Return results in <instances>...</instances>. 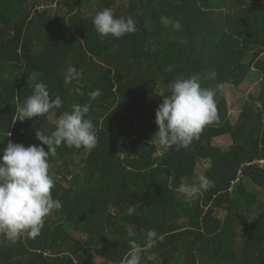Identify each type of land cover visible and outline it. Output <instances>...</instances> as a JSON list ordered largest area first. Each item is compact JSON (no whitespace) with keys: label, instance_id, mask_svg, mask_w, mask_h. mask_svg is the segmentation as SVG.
Instances as JSON below:
<instances>
[{"label":"trees","instance_id":"trees-1","mask_svg":"<svg viewBox=\"0 0 264 264\" xmlns=\"http://www.w3.org/2000/svg\"><path fill=\"white\" fill-rule=\"evenodd\" d=\"M84 1L93 0H0V150L10 140L47 151L36 132L51 135L73 104H91L97 134L92 151L62 144L50 154L62 207L35 238L0 237V264H122L130 239L146 249L142 264H264V0H94L88 13ZM106 8L136 31L101 39L92 18ZM69 67L81 75L65 84ZM193 74L216 91L219 119L161 152L160 94ZM37 82L62 107L21 122L17 108ZM253 83L231 122L223 86ZM222 136L226 149L213 143ZM201 175L213 185L186 201L177 188Z\"/></svg>","mask_w":264,"mask_h":264},{"label":"clouds","instance_id":"clouds-1","mask_svg":"<svg viewBox=\"0 0 264 264\" xmlns=\"http://www.w3.org/2000/svg\"><path fill=\"white\" fill-rule=\"evenodd\" d=\"M93 25L101 39L111 35L121 38L136 31L135 22L131 17H117L111 8L95 14ZM171 71V69H168ZM75 67H69L65 73V84L80 78ZM76 92L80 93L77 88ZM90 101L97 99L101 92L96 89L89 94ZM163 101L155 112V123L158 131L155 137L159 146L166 148L176 146L177 150L189 146L198 139L206 125L218 121L216 91L204 88L199 76L193 74L188 78H177L170 83L169 94L163 95ZM62 107L59 96L53 99L43 82L34 84L32 94L17 108L18 119L23 122L33 117H42L53 109ZM91 104H73L70 112H64L56 121L55 131L51 135L37 131L36 138L43 146L14 143L8 141L0 156V237L9 244H15L25 237L35 238L44 226L45 218L52 211L59 210L62 204L53 199L52 189L55 182L49 171V156L55 153L62 144L86 151L97 146V134L91 119L86 118ZM174 176L169 177V184ZM213 181L206 176H199L191 184L182 183L177 188L186 201H191L212 185ZM134 209H128L131 215ZM129 237L134 233L129 232ZM157 231L147 232V248L156 243ZM163 241V236H159ZM130 250L122 264H142L145 248L134 239L129 240ZM147 259L156 261L153 253Z\"/></svg>","mask_w":264,"mask_h":264},{"label":"rangeland","instance_id":"rangeland-1","mask_svg":"<svg viewBox=\"0 0 264 264\" xmlns=\"http://www.w3.org/2000/svg\"><path fill=\"white\" fill-rule=\"evenodd\" d=\"M80 5H82L83 10L85 9V13H88L90 10L95 9V1H84ZM224 96L227 99L229 109H230V119L231 122L237 120L238 115L241 111L242 104L249 99V96L255 94L256 92V84L251 85H243L240 88H234L230 85L223 86ZM214 145L219 146L222 149H226L229 147L231 140L228 136H222L215 138L213 140ZM165 148L160 147V151L163 152ZM207 167L205 163H201L197 166L198 172L203 173L204 169ZM220 216H223L222 213H219ZM101 262V261H99Z\"/></svg>","mask_w":264,"mask_h":264}]
</instances>
